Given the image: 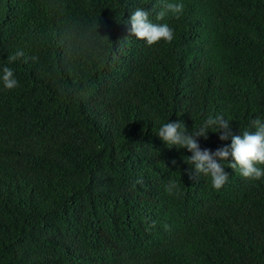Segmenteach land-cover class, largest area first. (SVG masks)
<instances>
[{"label":"trees","instance_id":"1","mask_svg":"<svg viewBox=\"0 0 264 264\" xmlns=\"http://www.w3.org/2000/svg\"><path fill=\"white\" fill-rule=\"evenodd\" d=\"M167 3L182 14L157 20ZM137 8L173 40L131 36ZM4 67L18 87L0 80V264H264V178L221 161L215 190L156 135L264 121V0H0ZM219 135L195 139L215 151Z\"/></svg>","mask_w":264,"mask_h":264},{"label":"clouds","instance_id":"2","mask_svg":"<svg viewBox=\"0 0 264 264\" xmlns=\"http://www.w3.org/2000/svg\"><path fill=\"white\" fill-rule=\"evenodd\" d=\"M183 10L184 5L182 3H167L157 14L156 18L157 20L163 19L167 12H171L176 18H179ZM128 23L131 25L130 35L144 40L149 46L161 40L169 43L173 40L174 30L166 23L157 24L151 22L149 20V12L143 8H137L133 11L128 18ZM23 56L24 53L22 51H17L14 55L9 56L8 59L14 62L17 58ZM0 80H2L4 88L8 90L18 87V81L14 76L13 70L8 67L3 68V75ZM252 124L255 128L253 133L245 131L242 136L233 135L229 120L217 115L206 118L202 125L191 133L188 132L182 121H168L158 129L156 135L169 148L173 146L185 148L192 153L185 161L188 165L191 164L193 166L191 170H188L190 179L194 178V173L210 176L212 187L215 190H219L229 178V174L224 170L221 161H228V167L238 171L243 178L252 180L264 178V167H257V165H264V121L257 118L252 121ZM209 130L219 132V139L222 141L231 137V143L217 148L215 151L206 148L201 150L195 137L203 136L207 139ZM229 157H231V160H229ZM136 183L140 184L143 181L138 179ZM172 187H175V184H171L168 190L171 191ZM156 223V221H152L150 229H154Z\"/></svg>","mask_w":264,"mask_h":264}]
</instances>
